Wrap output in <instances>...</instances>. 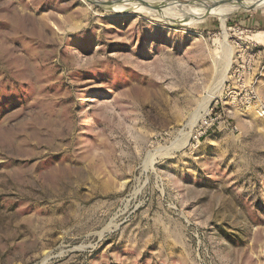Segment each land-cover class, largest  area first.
Here are the masks:
<instances>
[{"label":"rangeland","instance_id":"1","mask_svg":"<svg viewBox=\"0 0 264 264\" xmlns=\"http://www.w3.org/2000/svg\"><path fill=\"white\" fill-rule=\"evenodd\" d=\"M97 1L0 0V264H264V0Z\"/></svg>","mask_w":264,"mask_h":264},{"label":"bare ground","instance_id":"2","mask_svg":"<svg viewBox=\"0 0 264 264\" xmlns=\"http://www.w3.org/2000/svg\"><path fill=\"white\" fill-rule=\"evenodd\" d=\"M223 2H226L225 3V7H224V3ZM216 3H223V4H219L217 6H214L215 8H221V7H224L223 9H226L224 10V12L222 14V18H221V21H222V25H224V21L226 19V17L234 10V9H237L238 7L240 6H255L256 4V0H223L221 2H216ZM212 4V3H211ZM215 4V3H214ZM213 4V5H214ZM208 5V4H207ZM211 5V7L213 6ZM206 7V6H205Z\"/></svg>","mask_w":264,"mask_h":264},{"label":"built area","instance_id":"3","mask_svg":"<svg viewBox=\"0 0 264 264\" xmlns=\"http://www.w3.org/2000/svg\"><path fill=\"white\" fill-rule=\"evenodd\" d=\"M238 75L241 76L240 74ZM242 90H244V96L242 97L244 101L248 105H253L257 114L264 116V101L259 99L257 93L253 89L242 86L239 92L241 93Z\"/></svg>","mask_w":264,"mask_h":264},{"label":"water","instance_id":"4","mask_svg":"<svg viewBox=\"0 0 264 264\" xmlns=\"http://www.w3.org/2000/svg\"><path fill=\"white\" fill-rule=\"evenodd\" d=\"M91 3H94V4H97V5H100V6H104L105 4L103 2H100V1H97V0H87ZM140 1V0H139ZM143 1V0H142Z\"/></svg>","mask_w":264,"mask_h":264}]
</instances>
